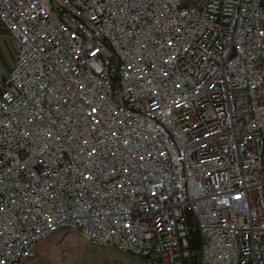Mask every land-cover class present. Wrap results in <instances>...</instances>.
Listing matches in <instances>:
<instances>
[{
    "label": "built area",
    "instance_id": "2783aa9c",
    "mask_svg": "<svg viewBox=\"0 0 264 264\" xmlns=\"http://www.w3.org/2000/svg\"><path fill=\"white\" fill-rule=\"evenodd\" d=\"M0 26V264L63 231L264 264V0H0Z\"/></svg>",
    "mask_w": 264,
    "mask_h": 264
},
{
    "label": "rangeland",
    "instance_id": "374dc122",
    "mask_svg": "<svg viewBox=\"0 0 264 264\" xmlns=\"http://www.w3.org/2000/svg\"><path fill=\"white\" fill-rule=\"evenodd\" d=\"M15 45L0 26V61L6 76L14 61ZM24 264H141L139 258L112 248L93 246L72 231L50 237Z\"/></svg>",
    "mask_w": 264,
    "mask_h": 264
},
{
    "label": "bare ground",
    "instance_id": "6f19581e",
    "mask_svg": "<svg viewBox=\"0 0 264 264\" xmlns=\"http://www.w3.org/2000/svg\"><path fill=\"white\" fill-rule=\"evenodd\" d=\"M66 232H59L58 234H56V235H63V234H65Z\"/></svg>",
    "mask_w": 264,
    "mask_h": 264
},
{
    "label": "crops",
    "instance_id": "0c3cea01",
    "mask_svg": "<svg viewBox=\"0 0 264 264\" xmlns=\"http://www.w3.org/2000/svg\"><path fill=\"white\" fill-rule=\"evenodd\" d=\"M0 66H1V61H0ZM2 67V66H1ZM3 69V68H2ZM38 248H40V245L38 246Z\"/></svg>",
    "mask_w": 264,
    "mask_h": 264
}]
</instances>
